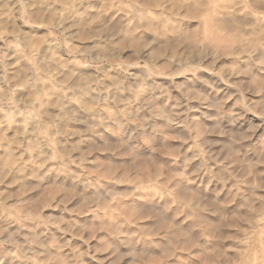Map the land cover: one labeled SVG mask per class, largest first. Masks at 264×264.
<instances>
[{
  "label": "rangeland",
  "instance_id": "obj_1",
  "mask_svg": "<svg viewBox=\"0 0 264 264\" xmlns=\"http://www.w3.org/2000/svg\"><path fill=\"white\" fill-rule=\"evenodd\" d=\"M262 145L264 0H0L3 264H264Z\"/></svg>",
  "mask_w": 264,
  "mask_h": 264
},
{
  "label": "clouds",
  "instance_id": "obj_2",
  "mask_svg": "<svg viewBox=\"0 0 264 264\" xmlns=\"http://www.w3.org/2000/svg\"><path fill=\"white\" fill-rule=\"evenodd\" d=\"M51 7H55V3L53 2ZM254 129L250 128L249 131H253ZM262 147H264V145H262ZM187 163H191V160H188ZM257 163L261 164V165H264V158H262L260 161H258ZM208 172L210 173L211 170L209 169ZM195 175V173H194ZM6 234V230H5V233H0V236H3ZM15 235H19V233H16ZM12 237L9 236L8 239L6 240H3V241H0V243H2L4 246H6L7 244L9 243H12ZM22 255L24 257H27V253H22ZM8 256H16V252L15 251H12V252H8V251H4L2 255H0V264H3V260L7 259ZM12 264H15V261L12 262Z\"/></svg>",
  "mask_w": 264,
  "mask_h": 264
},
{
  "label": "bare ground",
  "instance_id": "obj_3",
  "mask_svg": "<svg viewBox=\"0 0 264 264\" xmlns=\"http://www.w3.org/2000/svg\"><path fill=\"white\" fill-rule=\"evenodd\" d=\"M54 1H55V0H54ZM74 1H75V0H74ZM44 2H45V1H44ZM44 2H43V4H45ZM59 2H60V1H59ZM54 3H55V2H54ZM61 3H62V2H61ZM61 3H60V4H61ZM65 3H66V2H65ZM30 6H31V5H30ZM56 6H57V5H56ZM73 6H74V5H73ZM92 6H93V5H92ZM69 7H70V6H69ZM90 7H91V6H90ZM29 9H30V7H28V10H29ZM48 9H49V8H48ZM62 10H63V9H62ZM26 11H27V10H26ZM59 11H60V10H59ZM66 11H67V10H66ZM80 12H81V11H80ZM62 13H63V12H62ZM65 13H66V12H65ZM70 13H71V12H70ZM80 14H81V13H80ZM69 15H71V14H69ZM82 16H83V15H82ZM64 21H65V20H64ZM78 23H79V22H78ZM76 24H77V23H76ZM63 25H64V24H63ZM57 26H58V25H57ZM58 48L60 49L59 51L62 50L61 47H60V45H58ZM60 54H61V53H60ZM62 54H63V53H62Z\"/></svg>",
  "mask_w": 264,
  "mask_h": 264
}]
</instances>
